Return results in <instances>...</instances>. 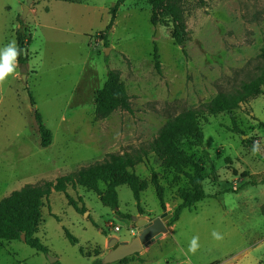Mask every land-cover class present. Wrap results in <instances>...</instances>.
Masks as SVG:
<instances>
[{
    "label": "rangeland",
    "instance_id": "1",
    "mask_svg": "<svg viewBox=\"0 0 264 264\" xmlns=\"http://www.w3.org/2000/svg\"><path fill=\"white\" fill-rule=\"evenodd\" d=\"M73 1L33 0L22 21L26 0H0V49L16 42L17 29L31 37L22 54L25 63L0 82V200L24 185L53 181L108 153L148 143L167 121L238 88L262 63L264 0H184L187 36L182 46L173 43L168 21L151 25L148 0H126L104 41L98 34L117 0ZM108 69L119 73L131 111L95 120L94 96ZM34 111L52 133L47 148L40 147ZM232 119L240 133L232 132ZM199 126L203 149L215 167L214 175L203 171L208 198L183 210L172 225L167 221V232L126 264H264V95L230 114L199 120ZM183 147L201 156L200 149ZM151 170L164 190V210L149 183ZM134 173L148 182L140 211L127 186L116 190L118 211L130 219L84 188L52 192L35 235L47 253L21 240L0 241V264H51L49 258L58 264H92L107 254L110 237L130 242L138 236L132 217L152 221L169 211L172 217L179 193L189 189L187 181L163 169L153 154ZM66 195L85 212L69 205ZM64 229L77 244H70Z\"/></svg>",
    "mask_w": 264,
    "mask_h": 264
},
{
    "label": "trees",
    "instance_id": "2",
    "mask_svg": "<svg viewBox=\"0 0 264 264\" xmlns=\"http://www.w3.org/2000/svg\"><path fill=\"white\" fill-rule=\"evenodd\" d=\"M74 3L73 0H55ZM126 0H117L110 8V21L102 33L98 34L100 40H106L107 33L111 30L115 21L118 8ZM184 0H148L150 6V23L152 26L168 21L171 24L170 37L176 46L185 43L187 31L183 10ZM19 26L23 22L19 20ZM17 47L23 51L31 42L30 35L24 31H15ZM17 57V64L23 65L27 55L23 52ZM26 53V51H25ZM262 63L258 73L248 80L242 82L238 88L229 93H220L210 102L198 108L185 111L172 120L167 121L158 131L157 135L144 145L131 151L122 153H108L100 162L80 167L74 172L57 177L53 181H43L37 184L24 185L20 190L11 192L7 197L0 200V241H20L24 236V243L31 249L47 253V248L35 236L41 223V211L52 192L66 194L67 189H75L77 186L95 193L101 204L108 207L118 216L130 219L129 215L121 214L118 211L117 188L127 186L132 192L137 209L140 211V196L147 189L148 182L141 180L135 173L134 168L142 164L148 155L153 154L160 166L173 173L175 176H182L188 184L189 189L178 195L180 203L174 209L173 216L168 220V225L175 223L183 210L192 208L196 203L208 198L203 188V171L207 168L211 175L215 174V167L210 155L203 149L204 136L199 126V120L206 121L208 117L221 113L230 114L258 95H264V49L261 50ZM153 60L155 70L159 73L158 55L156 47L153 48ZM29 103L35 106L34 99L27 89ZM94 119L101 120L108 117L117 110L130 112V97L128 96L119 73L108 69L102 87L94 96ZM34 121L40 138V147L47 148L52 143V133L44 125L41 116L34 111ZM232 121V132H239ZM200 149L201 156L195 158L188 153L184 145ZM226 161L228 159H225ZM150 185L153 186L155 196L158 199L161 210H164V190L158 180V175L151 170ZM104 185V190L99 188ZM68 204L77 212L84 213V207H78L75 201L66 195ZM66 239L70 244L78 243L66 229ZM80 253H82L80 249ZM101 259H95L92 264H101ZM126 264L127 258L118 262ZM54 264H58L55 262ZM215 264V263H211Z\"/></svg>",
    "mask_w": 264,
    "mask_h": 264
},
{
    "label": "water",
    "instance_id": "3",
    "mask_svg": "<svg viewBox=\"0 0 264 264\" xmlns=\"http://www.w3.org/2000/svg\"><path fill=\"white\" fill-rule=\"evenodd\" d=\"M33 0H26L23 6V12L21 20L23 21L28 13V8ZM107 50V49H106ZM105 50V55L107 51ZM23 54L25 50L23 49ZM171 218V213L164 212L158 218L149 221L144 217H132L131 220L134 222L138 229V236L130 242L118 241L116 237H110L107 240V248L109 251L100 260L101 264H113L119 262L125 258L140 253L149 244L159 239L163 234L167 232L165 223ZM21 241L24 242V236L21 235ZM51 264L57 262L56 258H49Z\"/></svg>",
    "mask_w": 264,
    "mask_h": 264
},
{
    "label": "clouds",
    "instance_id": "4",
    "mask_svg": "<svg viewBox=\"0 0 264 264\" xmlns=\"http://www.w3.org/2000/svg\"><path fill=\"white\" fill-rule=\"evenodd\" d=\"M21 49L16 45V42L10 41L3 49H0V82L4 81L7 77L16 71L17 57L21 54ZM257 150V146L254 145L253 151ZM216 239L220 237L213 233ZM197 238H193L190 250L194 251L197 246Z\"/></svg>",
    "mask_w": 264,
    "mask_h": 264
},
{
    "label": "built area",
    "instance_id": "5",
    "mask_svg": "<svg viewBox=\"0 0 264 264\" xmlns=\"http://www.w3.org/2000/svg\"><path fill=\"white\" fill-rule=\"evenodd\" d=\"M116 230H118V229L116 228Z\"/></svg>",
    "mask_w": 264,
    "mask_h": 264
}]
</instances>
